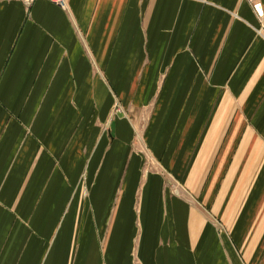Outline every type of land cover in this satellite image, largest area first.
<instances>
[{
	"label": "crops",
	"instance_id": "1",
	"mask_svg": "<svg viewBox=\"0 0 264 264\" xmlns=\"http://www.w3.org/2000/svg\"><path fill=\"white\" fill-rule=\"evenodd\" d=\"M261 29L246 0H0V264H264Z\"/></svg>",
	"mask_w": 264,
	"mask_h": 264
},
{
	"label": "built area",
	"instance_id": "2",
	"mask_svg": "<svg viewBox=\"0 0 264 264\" xmlns=\"http://www.w3.org/2000/svg\"><path fill=\"white\" fill-rule=\"evenodd\" d=\"M251 6L258 17L259 21L262 24V29L261 31L264 30V9L261 0H246ZM57 3L61 5L62 7L65 6V0H57Z\"/></svg>",
	"mask_w": 264,
	"mask_h": 264
}]
</instances>
